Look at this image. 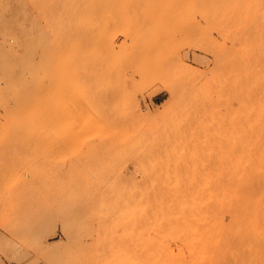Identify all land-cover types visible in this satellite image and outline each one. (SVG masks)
<instances>
[{"label": "rangeland", "instance_id": "obj_1", "mask_svg": "<svg viewBox=\"0 0 264 264\" xmlns=\"http://www.w3.org/2000/svg\"><path fill=\"white\" fill-rule=\"evenodd\" d=\"M262 136L264 0H0V264H189L211 222L149 187L180 211Z\"/></svg>", "mask_w": 264, "mask_h": 264}, {"label": "bare ground", "instance_id": "obj_2", "mask_svg": "<svg viewBox=\"0 0 264 264\" xmlns=\"http://www.w3.org/2000/svg\"><path fill=\"white\" fill-rule=\"evenodd\" d=\"M160 178H158V181H160ZM161 182L163 181L157 182L160 188L161 186L165 187V182L164 185ZM171 186L173 187L163 188V192H165V189L167 191L168 188L169 192L174 189V184ZM177 189L180 190L178 186ZM175 190L173 195L180 197L178 191L175 192ZM153 192L154 189L149 187V218L174 219V212L181 213L182 211L188 220L206 219L211 222L212 229L210 228V231L216 235L215 240L218 243L213 242L214 245L211 247L206 244L205 248L200 247V244H193L194 249L188 261L189 264H211L208 256H202L206 252L205 249L208 248L214 250L213 253L215 251L241 252L242 255L247 257V260L244 258L245 263L242 260V264H255L256 258L251 257L257 254H264V245H258L259 241L254 240L258 235L260 240L264 239L260 233L262 229L264 232V140L257 142L255 145L244 144L239 162H234L232 167L227 168L224 175L215 173L212 182L198 184L195 188V195L192 193L194 195L192 200L189 198V204L185 202L186 199H182L184 196H181V199L178 197L180 199L178 202L183 200L188 204L180 211V205L177 209L175 208L176 205L173 206L174 204L171 202L173 198L171 200L162 198L158 201L156 197L153 200L151 198ZM174 192L178 195L174 194ZM236 221L244 225L243 238L240 235L239 237L233 236L235 234L231 231V228L234 226L233 222L235 223ZM190 225L194 226L192 223ZM220 232H228L230 234L229 236H222L218 234ZM262 242L264 243V240ZM182 261V254L180 255L178 251L149 248V264H183Z\"/></svg>", "mask_w": 264, "mask_h": 264}]
</instances>
